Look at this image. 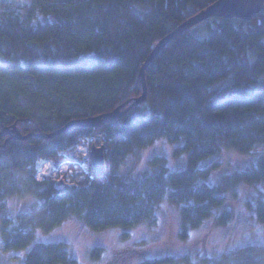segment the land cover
<instances>
[{
  "label": "trees",
  "instance_id": "16d2710c",
  "mask_svg": "<svg viewBox=\"0 0 264 264\" xmlns=\"http://www.w3.org/2000/svg\"><path fill=\"white\" fill-rule=\"evenodd\" d=\"M216 0H29L0 2V132L16 122L23 134L52 132L74 118L116 108L143 91L140 69L155 43ZM145 101L100 127L77 126L53 137L37 134L0 144V249H30L24 264H75L67 243L35 242L76 216L94 230L158 222L165 197L181 206L179 235L213 217L227 224V192L241 183H264V152L255 165L211 181L222 159L214 153H250L264 141V10L251 19L212 16L172 39L146 68ZM103 132L107 172L86 187L38 180L39 157L59 163L60 152ZM0 135V143L7 138ZM166 136L188 166L169 169L163 156L126 179L119 173L139 147ZM35 197L32 209L13 216L9 198ZM257 215L264 226V204ZM102 247L91 253L97 258ZM190 255L141 264L189 261ZM215 264H264V243L221 255Z\"/></svg>",
  "mask_w": 264,
  "mask_h": 264
},
{
  "label": "rangeland",
  "instance_id": "374dc122",
  "mask_svg": "<svg viewBox=\"0 0 264 264\" xmlns=\"http://www.w3.org/2000/svg\"><path fill=\"white\" fill-rule=\"evenodd\" d=\"M3 1L19 4L29 0H0ZM182 143L183 140L172 143L166 136L159 137L152 144L137 148L121 165L119 173L126 179L140 176L151 169L149 159L158 155L166 159L169 169H183L188 166V152L176 151ZM263 152L264 141L258 142L250 153H239L228 148L222 154L214 153L203 158L199 167L222 159L223 166L219 169L216 167L209 178L216 181L223 173L255 165ZM36 200L31 196L10 197V212L16 216L18 211L31 210ZM263 204L264 183H241L234 191L227 192L226 206L233 211V218L227 224L215 225L212 223L213 217H210L191 230L186 239L179 235L181 206L165 197L159 204V217L155 225L141 223L130 228L94 230L82 219L73 216L50 231L37 229L35 242H66L76 260L75 264H141L148 259L182 255H190L191 258L189 261L164 264H215L227 251L250 243H264V226L257 215L258 207ZM95 246L102 247L97 258L91 253ZM30 247L0 249V264H24Z\"/></svg>",
  "mask_w": 264,
  "mask_h": 264
},
{
  "label": "water",
  "instance_id": "95a60500",
  "mask_svg": "<svg viewBox=\"0 0 264 264\" xmlns=\"http://www.w3.org/2000/svg\"><path fill=\"white\" fill-rule=\"evenodd\" d=\"M264 10V0H216L211 3L198 13L190 16L183 22H181L178 26H176L169 33L160 38L154 45L151 52L146 57L140 69V78L143 85V91L139 96H135L129 98L119 104L116 108L104 112L101 114L74 118L69 120L63 126L57 128L52 132H30L27 134H23L20 129L17 127L16 122L11 126L4 127L0 135H8L3 143H0L2 146H5V143L10 138L17 139H26L31 135L37 134L41 137H53L54 135L61 133L70 128H74L77 126H92V127H100L106 122L113 120L127 111H129L133 106L143 102L147 98L148 94V86L146 80V68L153 61V59L157 56V54L175 37H177L182 32L191 28L192 26L198 24L199 22L204 21L212 16H223L225 18L239 17L243 19H251L253 16L257 15L259 12ZM4 64V62L0 59V65ZM106 146L103 144L95 145L93 144L90 152V160L92 164L93 173L97 177H101L106 175L107 165H106Z\"/></svg>",
  "mask_w": 264,
  "mask_h": 264
},
{
  "label": "built area",
  "instance_id": "2783aa9c",
  "mask_svg": "<svg viewBox=\"0 0 264 264\" xmlns=\"http://www.w3.org/2000/svg\"><path fill=\"white\" fill-rule=\"evenodd\" d=\"M93 143L107 144L108 142L103 132H97L83 137L79 143L62 150L60 155L66 158L59 163L51 157H39L33 164L36 178L60 180L69 185L88 186L93 173L87 158Z\"/></svg>",
  "mask_w": 264,
  "mask_h": 264
}]
</instances>
